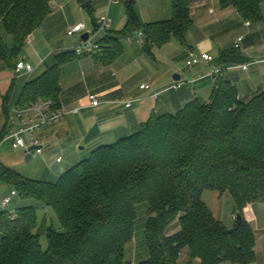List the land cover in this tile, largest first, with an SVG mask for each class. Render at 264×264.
<instances>
[{"label":"trees","instance_id":"trees-1","mask_svg":"<svg viewBox=\"0 0 264 264\" xmlns=\"http://www.w3.org/2000/svg\"><path fill=\"white\" fill-rule=\"evenodd\" d=\"M52 0H0V63L16 70L26 37L51 12ZM121 1L126 10L122 31L98 39L99 50L77 54L60 51L55 62L28 79L18 103L39 97L59 104L62 67L85 55L110 64L124 53L121 39L142 32L146 47L175 37L183 46L193 25L190 0H172L169 19L143 22L137 0ZM89 11L90 0H79ZM264 0H220L243 20H264ZM3 32L10 33L9 46ZM218 61H244L239 48L223 50ZM208 102L195 98L176 113L152 114L134 133L95 147L55 181L24 176L0 160V180L11 184L27 203L16 215L0 211V264H132L125 246L135 235L137 208L147 203L144 237L149 257L138 264H254L255 232L244 208L264 196V91L240 99L228 80L215 83ZM216 88V89H215ZM9 114L8 95L4 96ZM229 193L235 203L231 228L217 219L203 200L204 190ZM50 213L39 218L38 210ZM179 231L166 235L175 220ZM45 235L46 248L41 237Z\"/></svg>","mask_w":264,"mask_h":264},{"label":"crops","instance_id":"crops-1","mask_svg":"<svg viewBox=\"0 0 264 264\" xmlns=\"http://www.w3.org/2000/svg\"><path fill=\"white\" fill-rule=\"evenodd\" d=\"M55 1L58 2L59 0ZM190 1L193 25L186 36L187 45L183 47L184 56H187L188 60L191 53L200 54L201 52H207L213 56V60L211 62L201 61L195 64L196 66L189 76L192 79L190 85L184 83L179 88L174 87L177 81H183L182 75L179 73L173 74V76L175 74L180 76L174 80L171 79L169 74L165 76L149 74L148 78L150 81L149 79L148 81H142L138 91L127 82V77L125 78L122 75L115 78L112 77V69H119L124 66L121 62L123 55L110 64H104L91 55L82 56L65 64L61 70V93L58 105L66 111V114L60 123L42 129L39 134L37 133V138L40 144L43 145V152L40 155H35L39 160V164L38 168L32 172L33 174H28L23 169H20L18 161H15L12 155L7 153V151H15L14 153L17 155H24L27 149L15 147L14 139L5 137L7 114H5L3 99L5 95H8L9 107L16 103L19 96L14 100L12 97L16 87L20 88V84H17L16 81L18 80V70H10L0 63V160L5 165L19 170L26 177L55 181L56 179L48 177L54 165L52 166V163H48L51 157L49 152L52 149L46 144L52 142V138H62L60 141H64L63 147L65 148L83 143L86 147L80 146V149L87 147L89 149L87 154L71 152L68 162L60 169L61 175L90 154L95 147L115 142L117 139L137 131L141 123L146 121L152 114L176 113L187 102L195 98L208 102L215 87V77L211 75V72L216 67L222 68V71L217 74L219 80L232 82L236 86L241 100L249 101L255 95L263 92L264 20L259 23H249L243 20L235 8H221L220 0ZM116 2L115 0H94L96 6L106 4L109 16L113 15ZM137 5H139L141 13L146 12L148 14L143 15L142 13L144 22L165 20L172 16V0H137ZM59 8L62 7L57 5L53 12L44 20L40 26L42 28L41 34L48 33L47 25L49 22L47 21ZM262 12L264 16V3L262 4ZM239 36H243L239 52L244 61L234 64L219 62L218 58L221 51L234 48ZM54 49L56 48L50 43L49 51L47 52L48 58L52 56L50 53ZM59 52L54 51L55 55ZM48 58L43 59L44 61L41 62V65L46 64L45 67H47ZM20 60L24 61V59ZM25 61L33 64L28 60ZM53 62H55V59ZM53 62L50 64H53ZM244 64H248L246 69L241 67ZM19 71V74L24 72L23 70ZM34 72H36V67ZM24 75L27 76L26 73ZM23 84L25 85V81ZM142 84H146L148 87L142 88ZM24 85H21L22 88ZM89 94H97L101 99V104L99 106H91L88 98ZM127 102H131V106H126ZM28 150L31 151L30 149ZM59 158L60 160H58ZM63 162L64 158L60 156L56 158L57 164H62ZM13 189H15L14 186L0 180V211L4 209L2 200L9 196ZM207 190L209 189L204 190L202 194L206 203L210 197ZM215 192V197L219 198L222 196L217 191ZM14 200L16 201V210L27 203L19 195L12 197L10 204ZM10 204L6 208L7 211ZM212 212L217 219L222 221L224 217L222 213L220 214L219 206ZM244 216L255 232L256 260L254 264H264V196L248 204L244 208ZM230 226L232 227L233 225ZM179 229V220L175 219L166 228L165 234H174ZM127 254L128 256L126 257ZM148 257L149 251L146 241L145 246L139 245L134 242L133 238L132 241L126 244V261L138 264ZM178 264H180V261Z\"/></svg>","mask_w":264,"mask_h":264},{"label":"rangeland","instance_id":"rangeland-1","mask_svg":"<svg viewBox=\"0 0 264 264\" xmlns=\"http://www.w3.org/2000/svg\"><path fill=\"white\" fill-rule=\"evenodd\" d=\"M92 6L94 8V18L98 22L103 16H106L110 20V25L107 27L106 32H113L114 34L118 31H122L124 29L126 23V10L125 6L122 2L117 1L114 5L113 15H108V8L106 4L103 5H95L94 0H91ZM57 5H60L62 8L57 9L52 16L50 17L48 23V33L41 34L42 28L38 27L34 30L32 39V43H25L22 51L19 54V60L24 59L32 62L33 66L36 67V72L32 74L24 75L23 73L17 72V84L19 85V89L16 87V90L13 93L12 99L14 100L19 96L22 91L23 82L36 77L38 74L45 69L46 64L41 65V61L43 59H47V52L49 51L50 43L53 44V47L56 48L54 51H65L72 50L75 45L81 44V38L78 34L74 37L68 35V28L74 26L78 22L86 23V32L91 33L92 41L97 42L98 39L104 34L105 31H99L95 28L93 23V19L87 8L83 7L79 0H59L56 2L52 0L51 2V12L56 8ZM137 11L140 16L141 21L144 22L142 18L143 15H148L146 12L140 11L139 5H137ZM4 39L9 46L13 45V37L10 33L3 32ZM131 38L123 37L121 39L122 45L124 47V54L122 58V63L124 66L119 69H112L113 74L112 77L122 75L125 78L127 77V82L131 84L132 87L136 88L137 91L140 90L139 85L142 81H148L149 74L157 75V76H165L171 75V79L174 80L173 74L179 73L182 75V79L185 84L190 85L192 83V79L189 77L190 73L194 69L196 65L188 66L187 65V56H184L183 45L175 38L172 37L166 44L162 46L151 45L148 49L146 47L145 40L142 36H140V32L136 31L132 34ZM50 38L51 41H50ZM50 41V42H49ZM52 50L48 60L47 66L54 61L56 58L55 53ZM54 58V59H53ZM189 59V58H188ZM51 61V62H49ZM27 62V61H26ZM54 63V62H53ZM117 65V62H116ZM115 66V65H114ZM116 68V66H115ZM177 70V71H176ZM173 71V72H172ZM172 73V74H171ZM150 81V79H149ZM22 85V86H21ZM41 132L38 131L39 134ZM36 133V135H37ZM62 138L58 139L56 137L52 138V142L46 144L50 146L52 151L49 152L51 156L49 158V164L52 163V170L50 171V179H57L60 175V169H62L65 163L68 162V157L71 152L75 151V153H89L88 147L85 149H80V146H85L83 143L77 146H71L70 148L63 147L64 141H60ZM86 147V146H85ZM15 151H7L15 161H18V167L23 169L28 174H33L32 172L38 168L39 160L35 157V153L33 150L29 151L28 149L24 152V155H17L14 153ZM89 155V154H88ZM60 156L64 158V162L62 164L56 163V158ZM210 195L209 199H207V205L210 209L215 210L217 206H219L220 214L223 215V223L231 227L235 220V215L237 211L235 209V203L233 198L229 193L223 194L221 197H215V190H207ZM16 206V201L14 200L8 211L14 212ZM147 203H142L137 208V218L135 221V235L134 242H137L139 245L145 246V237H144V225L147 218ZM15 209V210H14ZM238 214V213H237ZM39 218L42 219L45 215L47 216V221L50 222V213H46L43 208H39L38 210ZM41 243L43 248L47 246V240L45 235L41 237ZM133 244V243H132ZM129 246V245H128ZM127 246V248H128ZM128 251V250H127ZM128 254L126 255V257ZM191 259L190 252L188 249L184 251L180 258V264H187L188 260ZM198 259H193V264H198ZM226 264H232L227 262Z\"/></svg>","mask_w":264,"mask_h":264},{"label":"built area","instance_id":"built-area-1","mask_svg":"<svg viewBox=\"0 0 264 264\" xmlns=\"http://www.w3.org/2000/svg\"><path fill=\"white\" fill-rule=\"evenodd\" d=\"M98 30L105 31L110 25V20L108 17L103 16L98 22ZM86 23L79 22L74 26L68 28V35L74 37L78 34H83L86 31ZM107 33V32H106ZM80 35V38H81ZM105 35V34H104ZM140 36L144 37L143 33L140 32ZM131 38V37H129ZM243 36H239L236 40L235 47H240V42ZM25 42L32 43V34L26 37ZM72 50L77 54H84L99 50V45L97 42L92 41L91 33L89 32V38L84 41L81 38V44L75 45ZM213 56L207 52H201L200 54L191 53L190 58L187 60L188 66H193L201 61L211 62ZM42 60L41 62H43ZM248 64L241 65L243 69H246ZM23 70L26 74H32L35 71V66L23 60H19L17 63V68ZM222 71V68H213L211 75L215 77V83L219 80L217 74ZM185 82L177 81L174 85L175 88L181 87ZM142 88L148 87L146 84L141 85ZM217 87V86H215ZM91 106H99L101 104V99L97 94H89L88 96ZM126 106H131V102H127ZM77 111V109H75ZM66 114V111L58 105L52 99L46 97H39L28 103H14L10 109L6 121V136L14 139L15 147H22L25 149L33 148L35 155H40L43 152V145L40 144L37 138V131L52 127L60 123ZM60 160V158L58 159ZM19 195L16 189L11 191V194L2 200V206L4 209L10 204L12 197ZM12 216L16 215V211L10 212ZM236 217V216H234Z\"/></svg>","mask_w":264,"mask_h":264},{"label":"water","instance_id":"water-1","mask_svg":"<svg viewBox=\"0 0 264 264\" xmlns=\"http://www.w3.org/2000/svg\"><path fill=\"white\" fill-rule=\"evenodd\" d=\"M84 6V5H83ZM81 38H82V40H84V41H86L88 38H89V32H85V33H83L82 35H81ZM180 76L179 75H174L173 76V78L174 79H178ZM30 150H32L33 148L31 147V148H29ZM241 216L238 214V218H240Z\"/></svg>","mask_w":264,"mask_h":264},{"label":"bare ground","instance_id":"bare-ground-1","mask_svg":"<svg viewBox=\"0 0 264 264\" xmlns=\"http://www.w3.org/2000/svg\"><path fill=\"white\" fill-rule=\"evenodd\" d=\"M216 89V88H215Z\"/></svg>","mask_w":264,"mask_h":264}]
</instances>
